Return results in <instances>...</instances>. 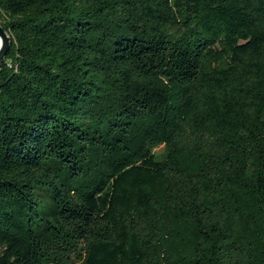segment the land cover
<instances>
[{
    "label": "trees",
    "instance_id": "1",
    "mask_svg": "<svg viewBox=\"0 0 264 264\" xmlns=\"http://www.w3.org/2000/svg\"><path fill=\"white\" fill-rule=\"evenodd\" d=\"M0 25V264H264V0H0Z\"/></svg>",
    "mask_w": 264,
    "mask_h": 264
},
{
    "label": "water",
    "instance_id": "2",
    "mask_svg": "<svg viewBox=\"0 0 264 264\" xmlns=\"http://www.w3.org/2000/svg\"><path fill=\"white\" fill-rule=\"evenodd\" d=\"M0 40H1V44H0V68H1L2 61L9 50V37L1 25H0Z\"/></svg>",
    "mask_w": 264,
    "mask_h": 264
},
{
    "label": "rangeland",
    "instance_id": "3",
    "mask_svg": "<svg viewBox=\"0 0 264 264\" xmlns=\"http://www.w3.org/2000/svg\"><path fill=\"white\" fill-rule=\"evenodd\" d=\"M161 151H162V148L161 147H158V148L155 149V152L156 153H160Z\"/></svg>",
    "mask_w": 264,
    "mask_h": 264
},
{
    "label": "bare ground",
    "instance_id": "4",
    "mask_svg": "<svg viewBox=\"0 0 264 264\" xmlns=\"http://www.w3.org/2000/svg\"><path fill=\"white\" fill-rule=\"evenodd\" d=\"M0 44H1V40H0Z\"/></svg>",
    "mask_w": 264,
    "mask_h": 264
}]
</instances>
